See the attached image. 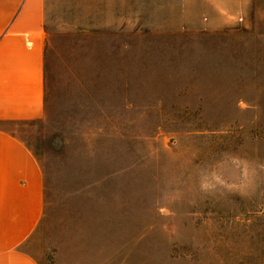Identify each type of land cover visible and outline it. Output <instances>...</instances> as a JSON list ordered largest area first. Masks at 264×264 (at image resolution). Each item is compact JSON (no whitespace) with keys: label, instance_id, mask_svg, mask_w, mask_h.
I'll return each instance as SVG.
<instances>
[{"label":"rangeland","instance_id":"obj_1","mask_svg":"<svg viewBox=\"0 0 264 264\" xmlns=\"http://www.w3.org/2000/svg\"><path fill=\"white\" fill-rule=\"evenodd\" d=\"M39 264H264V0H46Z\"/></svg>","mask_w":264,"mask_h":264},{"label":"crops","instance_id":"obj_2","mask_svg":"<svg viewBox=\"0 0 264 264\" xmlns=\"http://www.w3.org/2000/svg\"><path fill=\"white\" fill-rule=\"evenodd\" d=\"M47 101L46 0H0V264H39L23 249L45 207L41 163L11 125Z\"/></svg>","mask_w":264,"mask_h":264}]
</instances>
